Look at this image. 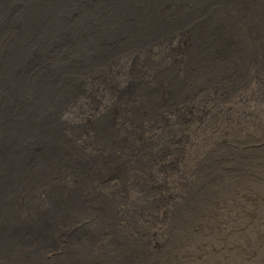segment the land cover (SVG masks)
<instances>
[{
  "label": "bare ground",
  "instance_id": "bare-ground-1",
  "mask_svg": "<svg viewBox=\"0 0 264 264\" xmlns=\"http://www.w3.org/2000/svg\"><path fill=\"white\" fill-rule=\"evenodd\" d=\"M246 125L264 0H0V264H181Z\"/></svg>",
  "mask_w": 264,
  "mask_h": 264
},
{
  "label": "rangeland",
  "instance_id": "rangeland-1",
  "mask_svg": "<svg viewBox=\"0 0 264 264\" xmlns=\"http://www.w3.org/2000/svg\"><path fill=\"white\" fill-rule=\"evenodd\" d=\"M246 127L241 137L229 141L231 150L235 146L248 154H258L264 150V125L260 132L254 126ZM258 168L242 170L244 189L233 178L225 181L233 194L229 199L224 196L213 207V217L197 220L179 249H172L176 258L181 257V264L264 263V166Z\"/></svg>",
  "mask_w": 264,
  "mask_h": 264
}]
</instances>
